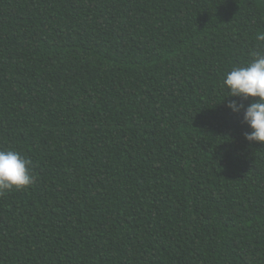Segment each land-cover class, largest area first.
Listing matches in <instances>:
<instances>
[{"label": "trees", "instance_id": "16d2710c", "mask_svg": "<svg viewBox=\"0 0 264 264\" xmlns=\"http://www.w3.org/2000/svg\"><path fill=\"white\" fill-rule=\"evenodd\" d=\"M264 0H0V264H264L254 99Z\"/></svg>", "mask_w": 264, "mask_h": 264}, {"label": "clouds", "instance_id": "9594fccd", "mask_svg": "<svg viewBox=\"0 0 264 264\" xmlns=\"http://www.w3.org/2000/svg\"><path fill=\"white\" fill-rule=\"evenodd\" d=\"M264 42V34L258 36ZM222 87L230 97L254 98L247 107L238 100L227 104L233 113L243 112V122L250 128L244 133L250 143H264V52L253 53V59L244 66L233 67L227 73ZM33 162L12 149H0V195L7 190L26 189L35 182Z\"/></svg>", "mask_w": 264, "mask_h": 264}]
</instances>
